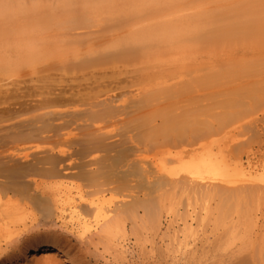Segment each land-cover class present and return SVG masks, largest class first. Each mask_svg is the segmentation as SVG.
<instances>
[{
	"label": "bare ground",
	"instance_id": "1",
	"mask_svg": "<svg viewBox=\"0 0 264 264\" xmlns=\"http://www.w3.org/2000/svg\"><path fill=\"white\" fill-rule=\"evenodd\" d=\"M192 3L191 0H0V40L4 39V42L12 36V40L9 39L12 45L13 41L15 44L26 40L21 41L26 44L23 48L19 47L22 43L18 46V51L26 54L22 56L23 61L16 58L18 65L12 58L5 57L6 53L17 54L18 48L6 52L10 42L2 43L1 47L5 48L4 51L1 48L0 53L3 51L4 57L1 53L0 60L5 62L0 61V75L19 77L20 68L34 69L33 64L50 56L62 57V62L70 59L71 64L66 65L80 72L53 77L44 70H35L34 73L40 75L39 81L44 84L34 85L27 89V93L21 85L14 86L16 95H20L19 98L12 95L14 102L15 98L18 100V104L14 103L18 107L13 109L9 104L0 110V113L4 111L16 117L32 116L31 119H20L18 125L16 121V126H12L14 138H11L17 146L22 139L43 142L42 134L52 131L55 137H59V141L55 138L57 144L80 147L75 153H69L63 147L57 156H52V151L51 155L44 152L45 157L38 152L41 156H36L34 161L25 159L29 162L20 161L24 164L19 165L13 161L17 164L15 166L11 160V166L14 165L11 167L8 160L6 167H0V177H4L0 180V264H163L157 256L158 249L162 248L176 254L173 264H207L212 259H216L212 264L219 261L218 264H245L242 261L246 256L242 254L243 245L228 248L232 245L227 243L230 246H223L240 234L241 238L244 237L242 232L248 235L247 231L239 230V223L247 224V228L251 226L248 229L251 235L245 237L246 240L242 238L243 241H249L253 250L257 240L261 250L248 264H264V257H259L264 253V229L259 225L256 206L251 209L253 205L260 209L255 203H260V198L264 197V184L234 188V184L231 187L224 183L226 179L222 178L227 176L230 165L219 158L222 154L216 158L212 155L214 153L204 151L207 145L205 135L208 136L212 118L209 121L207 118L209 123L205 121L203 111L206 107L207 110L214 107H209L211 102L205 109L203 106L204 110L200 107V102L207 103L205 96L207 98L210 93H204L208 89L226 87L227 90L222 91L225 98L222 94L219 96L225 99L222 100L224 107L231 108L240 109L244 97L257 101L264 96V0H193ZM17 30L19 34L16 35ZM42 37L53 39V44H31L34 38L36 41ZM177 40L176 45L183 47L190 42L196 49V44L199 47L217 45L211 50L207 48L208 53H213L212 49L226 53L228 48L225 46L227 49H224V45L227 44L229 48L235 46L233 50L237 49V52L242 50L252 55L245 60L238 58L240 61L232 56L231 64L225 62L226 65L213 68L210 74L182 83L147 82L149 87L144 84L145 87H138L133 93L129 92L130 87L121 85L130 78L127 73L112 71L107 74L100 70L106 62L153 57L155 50L161 49L157 48L162 46L159 44ZM186 50H193V47ZM3 58L12 66H19L18 70L11 68ZM50 63L61 65L59 58ZM4 66L13 70H5ZM3 91L8 92V89ZM1 93L4 95L0 89ZM26 94L30 97H25ZM33 96L36 99L28 102ZM0 98L3 100L4 97ZM3 116L0 123L4 121ZM230 117L229 121L233 122L235 119ZM108 119H116V132L104 131L107 122H111ZM30 120L36 122L33 124ZM105 120L108 121L104 122L107 125L103 128L100 122ZM223 120L226 123L228 119ZM225 123H220V127L228 126ZM72 126L79 133L69 141L62 139L64 134L60 131ZM206 127L209 129L205 133ZM8 132L3 136L10 134V129ZM0 134L1 143L6 137ZM9 138L7 136V143L3 141L6 146ZM114 138L118 139L109 141ZM12 139L9 144H13ZM3 142L0 147L4 148ZM17 151L16 154L20 155L21 152ZM76 155L79 159H74ZM255 155L251 152L247 156L248 166L251 167ZM0 156L2 160L3 155ZM118 158L127 160L126 164L122 163L121 167ZM114 162L119 163L115 164L119 168L112 165ZM177 168L184 172V176L179 174L173 178L172 171ZM138 173L146 182L141 185L142 189L149 186L142 196L138 182L130 180ZM211 173L221 177V182L219 179L215 181L220 183L219 186H215V182H212L214 186L210 182L204 185L205 180L201 181L203 185L200 180L197 184L196 179H204L205 174ZM190 194L211 198L218 202L213 208L215 212L228 213L226 217L222 212L216 214L219 217H212L214 227L222 218L229 219L232 207L233 212L239 206L240 209L250 206L252 211L247 212L246 207V211L242 210L245 211L244 217L236 215L237 220L235 217L229 220L228 227L225 226L227 232L223 228L224 234L220 235L222 242L218 234L214 235L213 229H201L198 223L196 226L185 223L175 244L158 246V230L164 222L168 226L172 222L166 214L170 211L169 203L178 195L190 200L193 197ZM206 216L207 213H200V218ZM188 237L193 240L188 242ZM223 248L226 252L230 250L227 254L223 252L222 256L219 254L218 258ZM140 252L146 261L136 254Z\"/></svg>",
	"mask_w": 264,
	"mask_h": 264
},
{
	"label": "rangeland",
	"instance_id": "2",
	"mask_svg": "<svg viewBox=\"0 0 264 264\" xmlns=\"http://www.w3.org/2000/svg\"><path fill=\"white\" fill-rule=\"evenodd\" d=\"M192 2H193V0H191V3ZM18 31L19 30H17V32ZM17 32H16V35L19 34V32L18 33ZM10 38L9 39L12 40V36ZM17 38H19V37H16V39ZM9 39L7 38L8 42H10ZM16 39L13 38V40H15V42H16L17 40H20L21 37L19 39H17V40ZM26 39H28V38H26ZM34 39H36V38H34ZM34 39H33V42L31 44H34V43H37V45L50 44L53 41V39L51 40V38H50V40H49V38L47 39V37H46V39H45V37L39 38V40H36V41ZM37 39H38V37H37ZM2 41L0 40V49L2 48L3 51H4L5 47L3 48L1 46H2V43L5 44V43H7V41H4V42H2ZM21 41H26V40L24 39V40H20L19 42H16L15 44L17 46H15L14 41H13V45L15 47L12 45V42H10V46H8V47L6 46V48L10 47L8 50H6V52L7 51L11 52V51H9L10 49L11 50L13 49V51H16L14 49L18 48L17 51H16L17 54L15 52H11V53H6V56H5L7 58L9 57V59L12 58L11 60H14L13 62H15V63L17 62L16 65H18V63H19L17 61V59L21 58L19 60L23 61L22 58L24 57V55H26V54H23L22 52H19L20 51L19 47L23 48V46L26 45L25 42H21ZM29 41L31 42L32 40L29 39ZM178 41L179 40H177V42L176 41L175 42L174 41L173 42H166V44H164L165 42H163L162 44H159L158 46H160V45H162V46L161 47H157V48H159V49L161 48V49H160V51L159 50H155V54H152V56L154 55L153 57H142V58L127 59V60H122V61L117 62V63L106 62L105 64L101 65L102 69H100V70H102V73L106 72L107 74H111L112 71L121 72V73H127V76H129L130 78L128 79V81L123 82L121 85L130 87L128 90H129V92L133 93V92H135V90L138 87L143 88V87H145V85H146V87H149L148 86L149 83H147V82H151V83L154 82V84L158 83V82H166V81H168L169 84L182 83L184 81L191 80V79H193L195 77H200V76H203V75L210 74L211 70H213V68L215 69L219 65H223V64L226 65L225 62H227V65H228V63L231 64L230 59H233L235 56L237 57V60L236 59L235 60L236 61H240L242 59L245 60L247 58H250V56L252 55L251 52H244L242 50H238V52H237V49L233 50V47H235V46H233V47L231 46V48H232V50H231V48H229L230 46L228 47L227 44L226 45L222 44V45H224V47L226 46L228 48L230 55H231L232 52H234L236 55L235 54H232L231 56L228 55L229 54V53H227L228 50H226V53H225L224 50H223V52H220V53L216 52L218 50L215 51V49H212L213 53H210V52L208 53L207 52V51L211 50V48H214L215 46L217 47V45L212 46V47H210V46L199 47L196 44V47L199 48V51H198V48L197 49L195 48V44L194 43H190V42L186 43L187 41L186 42L184 41L186 44L183 42L185 44V46H183L184 47V49H183V47L180 46V45H182V41L183 40L180 39L181 42L179 41V44L180 43L181 44L180 45H176L178 43ZM27 42H28V40H27ZM21 43H22V45H21ZM167 43H169L170 46H168ZM31 44L29 43V45H31ZM19 45H21V46H19ZM238 45L241 46V44H238ZM187 46H190V47L192 46L193 50H188V51L186 50L185 51V48L186 49H190V47L188 48ZM219 46H221V44ZM209 47H210V49L208 50L207 48H209ZM224 47H222V49ZM226 47L224 49H227ZM200 49H201V51L203 49V51L200 52ZM216 49H218V48H216ZM220 49H219V51H220ZM3 51L1 52L2 54H3ZM157 51H159L158 54H156ZM17 55H19L21 57H17ZM232 56H233V58H232ZM3 57H4V54H3ZM46 58L44 57V60H42L40 63H38L36 65L33 64L35 66L34 69H32V68H30L28 66L26 67L25 65L21 64L22 66H25V67H22L20 65V67H22V68L19 69V71H21L20 74H19L20 75L19 77H7V76L0 75V89H1V91L3 92V94L5 96L8 95L7 99H5L6 97L4 95H2V93L0 94V96L4 97V98H2L3 100H1V98H0V100H1L0 101V110H4L6 108L5 106H8L9 104H11V106L13 105L12 106V108H13V107L16 106V105H14V103L15 104L19 103L18 100H16V98L14 99L16 102H14L13 101L14 96H12V95H15V97L17 96V98L20 97V95H16V92H15L16 88H17L16 86L18 84L21 85L20 87H23L22 90L24 89L25 91L24 90L23 91L26 92V93L28 92L27 89H32L34 85L44 84V82H40L39 81L40 75L34 73L35 70H44L45 74H50L53 77H58V76H60L61 74H64V73H66L67 75H70L71 73L80 74V72H75V70L73 71V69L70 68V65H68V66L66 65V64H71L70 59L66 60V58H65L66 61L62 62L61 61L62 57H56L57 59L59 58L61 65H55V63H50V62L57 61V59L55 57L52 58L50 56L49 58H51V59H49L48 57H46ZM238 58H240V60ZM3 59L6 60V58H3ZM11 60H10V62H11ZM63 60H64V58H63ZM235 60H233L232 63ZM0 61H2V60H0ZM3 62H5V61H2V63ZM6 63H7V60H6ZM15 63H13V65ZM7 64L11 65L12 63H9V61H8ZM7 64H5V65H7ZM62 64H64V65H62ZM1 65H0V72L2 71L1 70L2 66ZM113 65L117 66V68H113V67H115ZM10 67L11 68L16 67V69L18 70L19 66L17 67V66H12L11 65ZM3 68L5 70H7L9 67L7 68V66L6 67L4 66ZM4 69H3V72H4ZM13 69L9 68L8 70H13ZM16 69H14V70L17 71ZM133 83L135 85H133ZM14 86L16 88H13ZM222 88L220 87V88H215V89H208L204 93V95L205 94L207 95V92L210 93V96L207 95L208 96L207 98L205 96V100H207V103H206V101H204V99H202L204 102H200L201 109H203V106H204V109H205L206 106H209L208 102H209V104H210V102L212 104L209 107H211V108L214 107V108L209 109V110H207V107H206V110L203 111V113H204V116H203L204 118L203 119L205 121H207V118H208V121H209L210 118L213 119V120L210 119V121L212 122V125H211V123L209 124L211 126V127L209 126L210 129L207 128L208 127L207 126L206 127L207 131L204 130L205 133L208 132V129L210 130L208 132V136L207 137H206L207 134L205 135V133H204L205 138L207 139V141H206L207 143H206L205 142L206 139L204 138L205 139L204 143L207 144L206 148L210 152L209 151L207 152L206 148L204 149V151L206 153H208V154L211 153V152L214 153V154H212V153L211 154L214 155L216 158L219 157L222 154L221 157H219V158L222 161H224L226 164L230 165V171L228 172L227 176L225 178H222V179H226L225 180L226 182H224V183L228 184L229 186H231L233 184H234V186H233L234 188L235 187H241V186H261V185L263 186V184H264V96L260 97L259 99L257 98L258 99L257 101L256 100H254V101L253 100H249V98L244 97L245 98L244 101L246 103L245 102L241 103V105L243 104L242 107H241V105L239 106L241 111L239 113H237L240 110L238 107H234L235 109L238 108L237 110H235L234 108H231V107H227L226 105L224 107V104H223L222 100L225 97H224V93H222V91H224L225 89L227 90V88L226 87L225 88L222 87ZM3 89H8V92H10V93L6 92L7 90L3 91ZM9 89H11V91ZM125 90L127 91V89H125ZM13 91L15 92V94L13 93ZM219 91H220V93H219ZM117 92H119V91H117ZM20 93H21V91H20ZM215 93H217V94H215ZM9 94H11V95H9ZM201 94H203V92ZM219 94L220 95L222 94L221 96L224 97V98L220 97ZM213 95H216V96H213ZM10 96H12V98H10ZM27 96L28 95L26 94L25 97H27ZM217 96H219V97H217ZM28 97H30V96H28ZM209 97H212V98H209ZM214 97L217 98V100H215ZM32 98L36 99L33 96L30 99L28 98V102ZM25 99L26 98H24V100ZM210 99H213V101L212 100L210 101ZM21 101L22 100H20V102ZM214 101H216V102H214ZM218 101H220V102L218 103ZM221 102H222V104H221ZM203 103H205L206 105L205 104L202 105ZM215 103H217L219 105V107ZM221 106H223V109L221 108ZM16 107H18V106H16ZM8 108L11 109V107H8ZM225 108H227L229 110H227ZM230 108L232 110L233 109L234 110L231 111ZM13 109H15V108H13ZM209 111H210V113H209ZM215 111H216V114H215L216 116L214 115ZM228 111L231 114H229ZM235 111H236L237 115L235 114ZM223 112H227V114L223 113ZM205 113L207 114V116H206ZM0 114H1L0 115V117H1L0 119L1 120H2V115H4L3 116V118H4L3 120L4 121H2V123H0V133H2V137H4V138L5 137L7 138V136L8 137L10 136V138L8 139L7 146H6L7 139L5 138L6 139L5 140L4 138L1 137L2 139H4V140H1V143L3 141L6 142V143L3 142L6 147H4V148L2 146L0 147V155L4 156V157L2 156V158H3L2 160L5 161V162L6 161L8 162V160H9V162H10V164H8V166L9 165L11 166V160H12V164L14 163V165L17 166L18 163H22V162L28 163L29 161L30 162L34 161L33 159H35L36 156L40 157L41 155L42 156L44 155L43 157H45V155H46L45 153L46 152H49L47 154L51 155V151H52V156L53 155L57 156L58 150L62 149L63 147L65 149H67L69 153H75L76 149H78V148L80 149V147L76 146V145L75 146L74 145L65 146L62 143H58L57 144L56 141H55V138L57 136L55 137L53 135L54 133L52 131H51V133L50 132H46L45 134L43 133L44 135L42 134L43 137L42 136L41 137H42L43 142L42 141H39V142L37 141L36 142V141H31V140H26V142H25V141H23L25 139H22V140H19V141H22L23 144L21 142H20L21 144H19V141L17 140L16 143L18 142L17 144H19L17 146L14 143L15 141L13 142L14 139L11 138V137L14 138V136L11 135V134H13L12 133L13 132L12 131L13 130L12 126H16V121H17V125H18V120L20 121V119L21 120L24 119V118L31 119L30 117H32V116H30V115L28 116L27 114H24V115H21L20 117H16V116H13L11 114L4 113V111H3V113H0ZM224 114L227 115V116H225ZM232 114L236 115V116L233 117ZM209 115H210V117H209ZM230 116H232V119L233 118L235 119V120H233V122L229 121V119L231 118ZM205 117H206V119H205ZM213 117H215V118H213ZM225 117H226V119H228L226 121L227 125H228V122H230V123H229L228 126H225V127L221 126L222 127L221 128L220 125L222 124V122L225 123V121L223 120V119H225ZM118 119H121V118H117V120ZM214 119H215L216 122L218 121V123L215 122L216 123L215 124L214 123ZM220 119H221V122L219 121ZM108 120H110L111 122H109ZM108 120H107L108 122L106 120L105 121H101L103 123L104 122L109 123L108 125H107V123H104V125H103L101 122H100V124L102 126L100 124L99 125L101 127H103V128L106 127V125H107V127H106L107 129L105 128L104 131L105 130H107V131L114 130L116 132L115 129L118 128V126L116 125V122H117L116 119H108ZM112 120H114V122H113L114 124L112 123ZM30 121H32L33 124L36 122V120H30ZM111 123H112V126H111ZM226 123L224 125H226ZM12 124H14V125H12ZM206 125H208V124H206ZM213 125H214V127L217 126V128L215 129L213 127ZM9 126H11V127H9ZM4 127H7V129L6 128L4 129ZM73 127H75V126H72L71 128H67V129L65 128V129L60 131V134H64L62 139H65V140L68 139V141H69L70 139H72L75 136V134L79 133V131L75 130ZM211 128L214 130L213 132L215 134H213ZM219 128H221V129H219ZM9 129H10V134H8L9 133L8 132ZM4 130H6V132H8L7 136H3L4 134L6 135V132H4ZM218 130H220V132ZM217 131L219 132V134H218ZM216 132H217V135H216ZM50 134H51V136H50ZM211 134H212V136H210ZM46 136L48 138L47 140H45ZM11 139H12L13 144H9L10 143L9 141H11ZM116 139H118V138H114V139H111L109 141H114ZM56 140L59 141V137H57ZM27 141H28V143H27ZM1 143H0V145H2ZM17 150H19L21 152V154L19 152L20 155L16 154L18 152ZM1 151H3L4 153L2 152L3 153L2 154ZM38 152H41V155ZM251 152H252V154H256L255 155L256 158L252 160V164H251V167H250L246 163L247 162L246 159H247V156ZM14 154H16L17 156L14 155ZM24 155H27V157H25ZM78 155H76L77 157L74 156V159L78 158L79 157ZM216 155H218V156H216ZM25 159H29V161L25 160ZM2 160L0 158V162H1V166L0 167L3 168V167L7 166V162H6V164H4L5 162L2 163ZM119 160L121 161V162H119L121 164L114 162V164L112 163V165L115 166V167H118L115 164H119L122 167V163H124L123 165L126 164L127 160H125V159L123 160L122 158L121 159L118 158V161ZM13 161H17L16 162L17 164H15V162H13ZM20 161H22V162H20ZM24 163H22V164H24ZM240 163H242L243 165H241ZM14 165H12L11 167H13ZM172 174H173V176H172L173 178L179 177V174H180L181 177H182V175L184 176V172L182 170L178 169V168L173 170ZM205 176L207 178L205 177L204 179H196L197 180L196 181L197 184H200L201 181L203 183L204 180H205L206 184L204 183V185H207V184L211 183L210 185L214 186L213 184H216L215 186H217L220 183L217 184V182H215V181H217V179H219L218 181L221 182V177L219 175H217V174L211 173V174H205ZM3 178L4 177H0V180H3ZM131 179H134V182H136V181L138 182L137 184L139 185V190L142 189L141 185L146 184V182L143 181V179H142V177H141V175L139 173L135 174L134 177L131 176L130 180ZM208 182H210V183H208ZM212 182H215V183L212 184ZM202 183H201V185H203ZM131 184L132 183H130L129 185H131ZM221 184H223V182ZM140 187H141V189H140ZM146 187L148 189L149 186L146 185L145 188ZM143 188H144V186H143ZM144 189H142V192L140 193L141 196L144 194L143 191H145V192L147 191V190H144ZM126 194H128V193H126ZM190 195L193 196V197H191L190 200L187 199V198H184V197H180L178 195V198L174 199L173 201H171L169 203V205H171L170 211L168 213H166V214H167V216H169V219L172 222L170 223L169 226H168V224H166L164 222V225H162L161 226L162 228H160L162 230H160V229L158 230V232L160 233L158 239H156V242H157L158 246L161 245V247H163V246H166L168 243L169 244H175L176 240L179 239L181 237V235H182V233L180 232V229L183 227V225L185 223H188V224L192 223L194 226H196V224L198 223L200 225L201 229H209V228H211V230L213 229V233H215L214 235L218 234L217 237H219L220 242H222L220 235H221V233L224 234V232H223L224 229L223 228H225V226H226V228L228 227L229 220L231 219V221H232V219H234V217H235V220H237V218H236L237 216L244 217L245 211H246V207L248 208L247 212L250 211L254 206L257 207V205H253V206H251V209H249L250 206L248 207V206L245 205L246 206L245 208H244V206H242L243 209H240L239 207H241V206H239V207H237L239 210L236 208V212L237 213H239L242 210H245L244 212L242 211L243 213L240 212L239 214H236V212H233V211H235V209H234V207H232L233 211H232V209L230 210L231 216L229 214V217H228L229 219L224 220L222 218L223 221L221 219H220L221 221H217V223H215V225L217 224L216 227L218 226L217 229H216V227H214V224H212L211 220H212V217H215V216L219 217V215H216V214H219L220 212H222V211H219V212L216 211L215 212L214 209H213V208L216 207V204L218 205V202L214 201L211 198H206L204 196H200V195L195 196V195H192V194H190ZM255 204L259 205L260 209H258V207H257V210H260V212H258L256 210V207H255V212L258 215V220H259V223H260L259 225L263 226V229H264V197L260 198V203L258 202V203H255ZM253 212H254V209H253ZM200 213H201V215H205L207 213L206 218H204V219L202 217L200 218ZM234 213H235V215H233ZM225 214L223 213V216L226 217L228 215V213H225ZM191 216L193 217L192 219H191ZM246 225L243 226L242 223H239V228H240L239 230L247 231L248 235H249L250 232H249L248 229H250L251 226L250 227L248 226V228H247V227H245ZM244 227L246 228V230H244L245 229ZM221 230H222V232L219 233L218 231H221ZM225 232H227V229H226ZM243 233H246V232H242V235L244 236L242 238L244 240H246L249 236L247 235V233L246 234H243ZM214 235H212L211 237L214 238L215 237ZM240 235L237 236L235 240H232V241L229 240V242L223 236L224 239L223 238L222 239L227 241V242L224 243L226 245L223 244V246L232 245V247L230 246L228 248H233L235 245H243L245 247V249L242 252V254H245L246 256H245V258H242V261L245 264H248L252 260V256L255 253L257 254L258 252H261V250L259 249V242H257V240L254 242V246H253L254 249L252 250V248L249 246V241H243V239L240 237ZM217 237H215V238H217ZM245 237H246V239H245ZM192 240L193 239L191 237H188V239H187L188 242L189 241L191 242ZM232 242H234V243H232ZM243 242H247V244H243ZM227 243H229L230 245L227 244ZM145 246L148 247L149 243L147 245H145ZM135 250L137 251L138 249H135ZM223 250H224V248H223ZM137 252H139V251H137ZM221 252L218 253V256H217L218 258H220L219 254H221V256H222V255H224L223 252L225 253L226 251L224 250V251H221ZM227 252H226V254H227ZM136 254H140L139 256H140V258L142 260H144V261L147 260L146 257L143 255V253H142V255H141V252L140 253H136ZM175 255L176 254L167 251L166 248L158 249V251H157V256H158V258L161 261H163V264L164 263L165 264H173L172 262L175 261L174 260ZM259 257L263 258L264 257V253H262V255L259 256ZM212 261L214 263L216 261V259H212L210 261H207V264H212ZM218 261H219V259H218ZM219 262H217L215 264H218Z\"/></svg>",
	"mask_w": 264,
	"mask_h": 264
}]
</instances>
